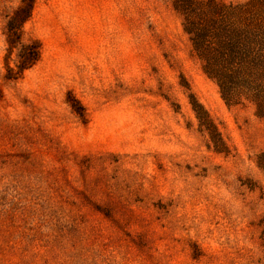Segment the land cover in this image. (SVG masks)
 Here are the masks:
<instances>
[{
	"label": "rangeland",
	"instance_id": "1",
	"mask_svg": "<svg viewBox=\"0 0 264 264\" xmlns=\"http://www.w3.org/2000/svg\"><path fill=\"white\" fill-rule=\"evenodd\" d=\"M173 1L0 0V264H264V118Z\"/></svg>",
	"mask_w": 264,
	"mask_h": 264
},
{
	"label": "trees",
	"instance_id": "2",
	"mask_svg": "<svg viewBox=\"0 0 264 264\" xmlns=\"http://www.w3.org/2000/svg\"><path fill=\"white\" fill-rule=\"evenodd\" d=\"M27 2L30 7L32 0ZM173 7L183 16V30L193 53L205 74L217 83L225 102L239 103L232 90L241 86L244 97L254 104L255 114L264 118V0H174ZM27 54L20 69L35 60L34 50ZM189 102L199 127L217 134L207 112L191 94ZM255 162L264 172V150Z\"/></svg>",
	"mask_w": 264,
	"mask_h": 264
}]
</instances>
